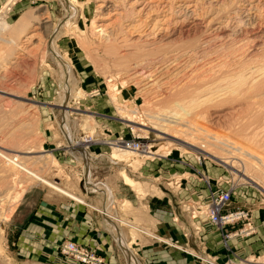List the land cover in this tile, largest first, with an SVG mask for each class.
Returning a JSON list of instances; mask_svg holds the SVG:
<instances>
[{
    "label": "rangeland",
    "instance_id": "374dc122",
    "mask_svg": "<svg viewBox=\"0 0 264 264\" xmlns=\"http://www.w3.org/2000/svg\"><path fill=\"white\" fill-rule=\"evenodd\" d=\"M69 5L65 0H0V150L21 155L19 164L84 200L101 196L95 191L84 197V172L90 184L108 182L114 195L122 197L114 202L120 211L123 204L128 225L129 219L135 224L144 217L136 208L148 210L146 203L152 220V210L160 218L205 219L201 207L212 194L227 191L225 211L246 212L255 222L244 238L250 253L239 264L251 258L250 264L263 263L264 183L253 172L240 174L238 152L221 141L241 138L235 102H224L236 80L230 70L238 61L264 63V0H77L75 9ZM251 20L252 27L247 25ZM69 87L81 91L72 97ZM177 97L179 107L163 104ZM59 103L71 111L66 126L78 146L73 152L70 137L59 128L65 115ZM82 113L91 115L84 125ZM216 114L220 117L215 119ZM166 124L175 129L159 133ZM263 131L247 145L261 146L262 152ZM133 135L147 142L140 155L149 148L159 160L138 156L135 163L133 158L115 163L112 147L118 138ZM79 147H87L90 172ZM224 158L227 164L221 162ZM14 169L0 158V264H63L57 254L43 253V238L26 233L25 225L34 220L39 234L42 221L56 223L57 218L31 217L44 193L66 197ZM126 176L143 182L140 191ZM245 222L228 223L222 232L232 234ZM156 234L163 244L165 238ZM234 239L230 236L228 243ZM172 243L177 249L181 245ZM220 251L193 253L222 263Z\"/></svg>",
    "mask_w": 264,
    "mask_h": 264
},
{
    "label": "crops",
    "instance_id": "0c3cea01",
    "mask_svg": "<svg viewBox=\"0 0 264 264\" xmlns=\"http://www.w3.org/2000/svg\"><path fill=\"white\" fill-rule=\"evenodd\" d=\"M84 156L87 157L84 161L88 159L87 162H84L85 169L89 171L90 168H87V165L90 159L89 156ZM84 174L85 178H87L86 175L88 173L84 172ZM89 174L91 175V173ZM91 183L84 184L83 182V185L86 186V189H84L85 194H83L84 197L88 193L95 191L100 193L101 196L96 201L86 197L85 202H87L85 204L78 203L63 194L62 196L74 201L76 204L67 202L66 199L55 198L50 192L44 193L38 210L31 218H57V225H55V221L48 219L42 221L44 225V227H42L43 225L40 226L42 234H40L41 232L38 234L35 232L39 228L37 227L38 224L33 220L27 223V226L25 225V232L32 234V236L40 235L43 238V247L45 249L43 253L47 254V256L51 253L57 254L62 258L63 264H73L67 261L64 262L65 258L56 252L57 247L62 244L61 240L64 237L76 242L79 241L78 243L85 246L89 245L103 259L104 264H198L193 255V250L208 254L221 252L222 246L218 245L220 242L218 235L215 232L211 233V228L206 218H199L197 220L192 218L175 219L173 217L168 218L166 215L160 218V216H156L155 210H152L150 212L152 220L151 218H147V212L149 213L150 209L148 203L144 204L148 210L144 211V209L140 210V207L136 208L144 217L136 218L135 224L133 222L134 218L128 220L136 227L134 236L129 230V225L125 226L118 223L119 220L117 219L126 218L122 210L120 211L117 208L116 211L112 210L114 200L117 202L118 199L121 200L122 198L120 195H114L115 187L109 186V183L106 181ZM87 184H90L89 188H87ZM99 190L102 191L99 192ZM151 223H153L152 226ZM150 226L155 227L157 230L153 231V228H149ZM197 226L198 229H196ZM156 233L165 238V244L157 242L158 240H162L157 237ZM132 236L133 238H131ZM174 240L181 244L178 249L172 243ZM129 243L131 248L128 246ZM232 243L234 245L235 243L243 245L237 248L238 254L245 256L250 253L246 242L234 239ZM219 257L222 256L220 255Z\"/></svg>",
    "mask_w": 264,
    "mask_h": 264
},
{
    "label": "bare ground",
    "instance_id": "6f19581e",
    "mask_svg": "<svg viewBox=\"0 0 264 264\" xmlns=\"http://www.w3.org/2000/svg\"><path fill=\"white\" fill-rule=\"evenodd\" d=\"M65 1L67 3H69L71 5V7H73L74 9L77 7V0H65ZM247 25H250L252 27L254 25V21H252V20L250 22L248 21ZM48 27H49L48 24H46V25L43 26L44 29H47ZM53 30H51V31L53 32ZM248 30L249 29H247V30L245 29V33H247ZM249 31H251V30H249ZM238 52H239V50H238ZM262 58H263V60H261V62L262 61L264 62V53L262 54ZM54 61H56V63H57V60L56 59H54ZM249 61H247V62L246 61H240V62L239 61L238 62L236 61L237 63L230 70V73H231V76L230 77L235 76L236 77L235 78L236 80H234V82H232L233 83L231 85L232 86V89H231V91L227 92L229 94L227 96V99H225V101H224V102H227V103H233V102H235L234 106L232 107V111H234L235 114H236L234 116H236V122H237L238 127H239L236 131H238V133L240 135L239 138L240 137L241 138L239 139L240 141L237 140L236 143L234 141H233L234 143L233 142L231 143L230 141H228V139H224V141H221V143H222L221 145L232 147L231 148L232 151L234 150V152H236V151L238 152V153H235V154H238L239 158H237V157L236 158L241 163V171H240V174H242L241 172H243V174H245V173L249 174L250 172H253V175H255L256 179H258L259 182L264 183L263 182L264 181V150L261 152L260 150H258V149L261 148V146H256L255 144H253L254 147L252 145L251 146L247 145V144L250 143L248 140L253 139L254 137H257L258 132H260V130L264 128V112H261L262 107L264 106V68H263L264 67V63L260 66L259 64H255V61L254 62H252V61L249 62ZM260 71H262V72H260ZM255 74H257V76H255ZM67 76L69 77V74ZM228 89L229 88H227L226 90H228ZM76 90L78 91V88ZM75 91H74V87H69L70 96L73 97L75 95L74 94ZM79 91H81V90L79 89ZM77 96H79V95L77 94L76 97ZM177 98L176 99L175 98L166 99V100H164L163 104H165L166 106H169L171 103H173L175 105V107H179V106H176V105L177 104H180L181 99L180 98L177 99ZM237 100H239V101H237ZM58 107H61V110L63 111L64 110V103H59L58 104ZM67 107L70 108V105L67 106ZM64 111H63V113H64ZM69 113H71L70 110L65 111V115L64 114L62 115L63 124H60V127L59 128H61L60 130H62V134H64V135L66 134L67 136L70 137L69 139H71V140L68 142V144H69L68 146L70 147L69 150L73 152V150H78V148H77L78 146L76 145L77 143L74 140H72V134H71L70 128H69V130H70V132H69L68 127L66 126V120H67L66 117H67V115ZM76 114L81 115V113H76ZM227 114H229V113H227ZM90 116L91 115H89L88 113L87 114H83L82 113L81 119L79 120L80 124L81 125L86 124L87 121H88V118ZM214 116H215L214 118L216 119V118H219L220 117V114L219 115L216 114ZM128 117H130V116H128ZM128 120H131V119H128ZM135 122H137L136 124H138L139 126H142V127H146L147 126L143 121H135ZM169 126H171V125L166 124L165 127H163V129H161L159 131V133L166 134V132L171 131V129H175V128H173L174 125H172L173 126L172 128L169 127ZM251 126L253 128H251V130H249L250 131L249 132L248 129ZM179 130H181V129L179 128ZM179 130H175L174 132H177ZM145 131H147V130H145ZM174 134H176V133H174ZM174 134H172V135L173 136H176ZM242 137H244V138L242 139ZM65 138L67 139V137H65ZM118 140H119V142L116 144L117 147H114V146L112 147L113 151H112L111 158L116 161L115 163H119V162L121 163V162H124V161L127 162L131 158H133L132 160L135 163V162H138L139 161L137 159H134V158H136L138 156H141L144 159H152V160L158 159L159 160V158H154L156 155H158V152H153V151L149 150V148H147V149H145V151H143V155H140L138 153L139 151L143 150L146 147V144H147V142L145 141V139H143L142 137L133 135L131 137H120V138H118ZM214 141H218V140L216 138H214ZM232 145H234V146H232ZM86 148L87 147H79V150L83 149V151H84L83 154H81V152H80V155L83 158L85 157L84 155H87V156L90 157L89 153L86 152L87 151ZM221 148H224V147L221 146ZM128 150H131V151H128ZM4 152H2V150H0V158H1V160H3V162H5L10 167H12V169L15 168L14 170L17 169L20 172L24 173L25 175L29 176V178H32V180H34V183H38L39 182V183L45 184L46 186L50 187L51 189H53V190H55V191H57V192L65 195L66 197H68V198H70L72 200L77 201L78 203H81V204H85L86 203L83 197L78 196L77 194L73 193V191H69L65 187L61 186L58 183V181H55V180L54 181H51V180L46 179L43 175H40L35 170H32L31 168L25 166V164L22 163V161H20V164H19L18 163L19 162L18 160H19V158H20L21 155H19V154H16V155L10 154L9 155V154H6ZM225 159L226 158H224L223 161H221V162H223V164L226 163V160ZM128 180L130 181V183L133 184L132 186L135 189H137V190L140 191L139 188H140V186H143V185H141L143 182L141 183L139 181H134L131 178H128ZM83 182H84V184L88 183L87 178H85V180ZM83 188L86 189V186L83 185L82 189ZM159 192H161V191L159 190ZM125 201L127 202V200H125ZM122 206H123V204L122 205L120 204V206H119V208L121 210H123L122 209ZM201 208H202V210L200 212L201 213L200 216L201 215H204L205 218H206V212L209 215L208 206L207 207L204 206V207H201ZM112 210L116 211L115 202L113 204ZM192 219H196L197 220L198 218H192ZM117 220H119L118 223H120V225H126V223H125V221L123 219H121V220L120 219H117ZM250 222H251V225L254 226V224H255L254 219L251 218L250 219ZM212 227L215 228L214 225H212ZM129 228H130L129 230L135 236L136 227H134L133 224H130L129 225ZM196 229H198V226L196 227ZM131 238H133V236ZM243 238H245V237H243ZM66 241L67 240H65L61 244V246L63 248L67 244ZM242 241H244V239L240 240V242H242ZM74 242H76V241H74ZM76 243L77 244H80L78 242H76ZM225 243H227V242H225ZM80 245L85 246L83 244H80ZM128 246L129 247L131 246L130 243H129ZM85 247H88V246H85ZM60 254L62 255V257L65 258V256H64L63 253L60 252ZM221 256H222L221 257L222 262H224V260L226 259V254L224 252H222ZM195 257H196V255H195ZM246 259L244 261H246ZM244 261H242V262H244ZM247 261H248L247 263L250 264L254 260L251 258V259H249ZM101 262H102V264H104L103 259L101 260ZM253 264H258V263L257 262H254ZM260 264H264V261H263V263H260Z\"/></svg>",
    "mask_w": 264,
    "mask_h": 264
},
{
    "label": "built area",
    "instance_id": "2783aa9c",
    "mask_svg": "<svg viewBox=\"0 0 264 264\" xmlns=\"http://www.w3.org/2000/svg\"><path fill=\"white\" fill-rule=\"evenodd\" d=\"M119 142V140L117 141ZM116 143V142H115ZM230 200V195L227 191L220 192L218 194H212L210 199L207 201L205 207L208 206L209 215L206 212V219L210 228L213 232L217 233L219 238V246H222L223 252L226 254V259L222 263L216 262L209 256H205L199 253H194L196 257L202 261L201 264H239L246 258L235 252V249L239 247V243L230 244V236L238 238L239 240L244 239L252 230L250 218H246V212H229L225 211V208ZM238 219H245L246 227L242 228L232 234H226L222 232L225 225L231 224ZM212 225L215 226L212 227ZM227 242V243H225ZM66 246L61 247V253L64 254V262L73 264H102L101 257L96 254L95 250L91 247H85L77 244L74 241L67 240Z\"/></svg>",
    "mask_w": 264,
    "mask_h": 264
}]
</instances>
